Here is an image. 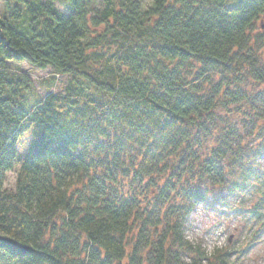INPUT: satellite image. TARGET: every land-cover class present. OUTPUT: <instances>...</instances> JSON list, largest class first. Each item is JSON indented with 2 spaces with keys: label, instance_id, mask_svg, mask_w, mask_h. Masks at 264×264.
<instances>
[{
  "label": "trees",
  "instance_id": "trees-1",
  "mask_svg": "<svg viewBox=\"0 0 264 264\" xmlns=\"http://www.w3.org/2000/svg\"><path fill=\"white\" fill-rule=\"evenodd\" d=\"M259 23L264 0H3L0 264L245 259L264 235ZM24 63L52 69L45 96ZM201 206L239 218L234 244L189 238Z\"/></svg>",
  "mask_w": 264,
  "mask_h": 264
},
{
  "label": "rangeland",
  "instance_id": "rangeland-1",
  "mask_svg": "<svg viewBox=\"0 0 264 264\" xmlns=\"http://www.w3.org/2000/svg\"><path fill=\"white\" fill-rule=\"evenodd\" d=\"M1 12L3 13V0H0V14ZM253 34L255 52H259L264 56V27L261 28L259 23ZM260 34H262V37H257ZM13 67L18 71L29 73L34 84L33 91L39 96L46 95L45 90L41 86L43 82H49L54 76L51 68L38 70L29 63L13 65ZM57 79L58 82L53 87V90L61 91L67 84L68 78L60 75ZM27 145L28 143H26L24 148L20 147V155L25 154ZM15 179L16 170H13L7 175L6 186L13 188ZM241 225V221L237 216H218L213 210L206 211L201 206L192 214V226L187 229V234L191 240L202 243L208 252H212L215 248L234 244L238 239L237 236L238 232L240 233ZM239 264H264V235L261 242L253 245L252 249L247 252V257L242 259Z\"/></svg>",
  "mask_w": 264,
  "mask_h": 264
}]
</instances>
